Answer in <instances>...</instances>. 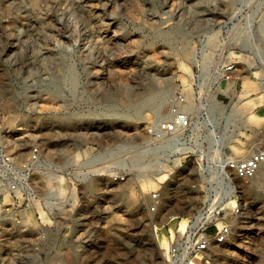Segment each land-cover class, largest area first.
<instances>
[{
    "label": "rangeland",
    "instance_id": "obj_1",
    "mask_svg": "<svg viewBox=\"0 0 264 264\" xmlns=\"http://www.w3.org/2000/svg\"><path fill=\"white\" fill-rule=\"evenodd\" d=\"M222 47L235 93L214 107V155L243 157L264 147V74L253 62L264 54V0H0V125L10 148L23 156L38 143L47 164L25 208L0 214V264H162L169 234L209 196L213 173L209 154L200 166L140 153L143 126L174 94L190 100L191 79ZM158 91L155 116L145 100ZM224 174L214 166V201ZM53 175L74 199L48 196ZM228 176L240 214L206 260L264 264V169Z\"/></svg>",
    "mask_w": 264,
    "mask_h": 264
},
{
    "label": "built area",
    "instance_id": "obj_2",
    "mask_svg": "<svg viewBox=\"0 0 264 264\" xmlns=\"http://www.w3.org/2000/svg\"><path fill=\"white\" fill-rule=\"evenodd\" d=\"M229 22L226 20L221 26L225 28ZM253 62L264 74V54L255 55ZM235 72V62L228 58L222 47L216 54L214 64L191 79V99L188 100L181 92L174 94L165 113L143 126L145 139L140 153L196 157L200 166H203V156L209 154V167L213 173L209 196L191 216L185 218L183 231L177 229L172 237L168 236L162 264H191L194 258L208 264V248L227 241L231 231L229 218L240 214V203L234 196L228 173L235 179L246 181L258 170L264 169V147H257L243 157L224 158L222 155L219 158L214 155L215 138H218L214 132V107L218 105L209 101V94L221 82L232 79ZM214 98L217 100V93ZM10 141L13 140H10L7 127L0 125V214L14 218L35 197L31 178L43 173L47 164L38 143L30 144L21 156L16 149L9 147ZM214 166L225 170L223 176L219 175L224 194L215 201L214 196L210 197L214 192ZM112 176L123 180L122 174L113 173ZM146 196L149 200L147 210L152 212L158 205V189L149 191ZM230 196L234 202L227 206L224 203ZM217 222L220 225L217 226Z\"/></svg>",
    "mask_w": 264,
    "mask_h": 264
},
{
    "label": "bare ground",
    "instance_id": "obj_3",
    "mask_svg": "<svg viewBox=\"0 0 264 264\" xmlns=\"http://www.w3.org/2000/svg\"><path fill=\"white\" fill-rule=\"evenodd\" d=\"M259 74L260 73H255L253 74V77H256V80L257 81H260L261 79L259 78ZM252 77V76H251ZM231 83L230 82H223V83H220L218 86H216L215 88V91L213 92L212 96L211 94L209 95V101L213 102L215 105H218V101L216 100V98H214V95L216 92H223V93H229L231 91V93H235L233 90V88L231 87L230 85ZM261 85V84H260ZM260 87V86H259ZM164 98H165V92L164 91H158L156 93H153V95H149L148 96V99L145 100V101H148L150 102V105L152 104V113H156V111H153V107L155 106V102H160V101H164ZM241 98V96H240ZM156 108V107H154ZM157 116V113L156 115ZM158 117V116H157ZM156 117V118H157ZM174 160L177 159V157H174L173 158ZM73 160V159H72ZM157 164H162V162H159ZM174 165V164H173ZM161 167L160 170L164 173H167L168 172V169L165 168V165H160ZM169 168V167H168ZM170 169V168H169ZM160 171V172H161ZM167 171V172H166ZM164 177V176H163ZM163 177H160V179H163ZM50 179L52 180L51 182H49V185H48V196L52 197V196H56L57 198H59L60 196L64 197L67 193H69V197H71L72 199L75 198V195H74V187H71L70 190L67 192V189H65L64 187V182L61 181L60 177H57V175H53L50 177ZM67 192V193H66ZM47 197V195H45ZM231 205V204H230ZM186 220L185 219H180L179 220V227H178V230L179 231H183L184 227H185V222ZM217 226L220 225V222H217L216 223ZM174 232V231H173ZM173 232L169 234V237H172L173 235ZM206 264L205 262H200V261H197V258H194L192 259L191 261V264Z\"/></svg>",
    "mask_w": 264,
    "mask_h": 264
},
{
    "label": "crops",
    "instance_id": "obj_4",
    "mask_svg": "<svg viewBox=\"0 0 264 264\" xmlns=\"http://www.w3.org/2000/svg\"><path fill=\"white\" fill-rule=\"evenodd\" d=\"M227 82V81H226ZM221 83H223V82H221ZM217 93V99L218 98H226V97H228V96H230L231 94H225V93H223V92H216ZM247 155V154H246Z\"/></svg>",
    "mask_w": 264,
    "mask_h": 264
}]
</instances>
